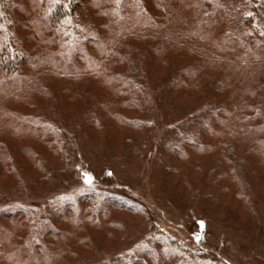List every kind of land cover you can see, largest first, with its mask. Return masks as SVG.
<instances>
[{
  "label": "rangeland",
  "instance_id": "1",
  "mask_svg": "<svg viewBox=\"0 0 264 264\" xmlns=\"http://www.w3.org/2000/svg\"><path fill=\"white\" fill-rule=\"evenodd\" d=\"M224 3L225 19L215 33L221 32L227 38L236 35L240 45L247 43L249 48L262 44L263 31H258L256 37L252 35L257 40H250L247 36L248 26L241 14H237L238 2L225 0ZM143 5L153 11L147 0H143ZM182 7L186 10L185 6ZM31 13L34 15L33 11ZM92 13L88 7L76 11L69 20L68 26L75 31L68 41L76 42L84 34L94 31L88 21ZM8 23L9 20L5 21L4 29L10 33L12 28ZM18 32L19 36L27 34L25 30ZM35 38L26 41L28 50L43 40L42 35ZM146 43V40L134 38L127 43L129 65L124 73L135 84L136 97L141 104L139 111L125 112L130 124H121L114 117L121 111V98L114 95L117 86L108 92L97 81L73 78L71 74V80H75V87L71 89L76 96L70 100H77L72 105L80 106H70L69 114L65 113L60 100L52 95L48 107L38 110L41 122L53 129L54 135H50L61 153L55 158L51 156L49 161H42L39 177L30 179L19 172L17 181L0 182V212L9 209L24 211L29 232L36 235L48 227L53 213L66 204L76 207L91 205L95 211L113 206L106 218L108 222L100 227L92 228L83 222L69 238L53 240L52 243L65 252L55 264H147L150 262L148 256L154 253L165 255L164 264H264V177L254 178L255 171L245 162L249 159L253 167L263 172L261 155L264 147L255 154L251 146L245 161L230 160L233 177H226L228 173L224 165L220 166L225 171V178L219 176L221 173H215L210 161L219 153L222 140L204 135L202 123L214 127L215 115L222 114L224 98L215 92V84H208L213 73L221 70L220 65L204 64L202 71L194 76L196 79L187 80L180 87L181 92L174 96L167 92V88L189 68V61L167 56L165 51L168 49L156 59L147 51ZM54 48L52 46L50 50ZM175 53L180 56L181 51ZM189 53L188 60L199 57L197 53ZM259 56L264 57V49L259 51ZM111 63V70L120 68L116 69ZM237 66L230 68L233 78L241 73L243 78L240 82L234 83L233 80L234 92L244 98L241 91L247 82L250 80L257 85V95L249 96V102L264 118V68L257 73L254 66L249 69ZM57 82L65 83L63 79L47 74L37 85L38 88L45 84L57 86ZM32 92L33 89L26 99L21 95L11 97L5 102L3 111L22 113L33 107L35 97ZM88 92L105 105L106 113L96 116L99 127L91 126V98L84 95ZM187 92L194 95L188 98ZM178 97L180 100L176 101ZM108 100H113V109L112 105L107 106ZM28 112L35 115L37 110ZM2 117L0 140L8 136L11 147L18 150L42 144L37 134L19 131L12 125L6 128V119ZM193 136L198 145L195 144L196 149L185 148L189 162L187 157H169L172 145ZM222 138L227 139L228 135L223 133ZM206 139L211 145L216 143L214 150L202 148L207 145ZM241 152L246 153L245 150ZM192 162L194 168L190 170ZM178 171L182 179L179 187L172 181L175 177L170 178ZM88 180L91 183L86 182ZM114 201H121L126 206L124 209L123 206L115 207ZM27 233V230L12 233L7 247L25 239ZM84 238V243L79 241ZM4 239L2 237L0 243ZM40 246L45 248L42 243Z\"/></svg>",
  "mask_w": 264,
  "mask_h": 264
},
{
  "label": "trees",
  "instance_id": "2",
  "mask_svg": "<svg viewBox=\"0 0 264 264\" xmlns=\"http://www.w3.org/2000/svg\"><path fill=\"white\" fill-rule=\"evenodd\" d=\"M147 1L152 5L153 11H149L143 5V0H0V117L3 115L2 118L6 119L7 123L4 125L6 128L12 125L19 131L37 134L42 142L39 147L34 145L30 146V149L18 150L11 147L8 136L3 139L5 141L0 140L1 184L17 181L19 172L30 179L39 177L43 162L61 153V149L50 135V133L54 135L53 129L41 122L38 110L43 106L48 107V102H52V95L60 100L65 113L69 114L70 106L78 108L80 105H72L77 100H70L72 96H76L71 89L72 86L75 87V80H71L73 78L97 81L108 92L113 86H117L114 95L121 98L119 103L121 111L114 117L121 124H130L125 112L127 110L133 112L136 109L139 111L141 108L140 101L136 97V86L131 77L124 73L129 65L126 54L127 43L131 38L146 40L147 51L153 53L156 59L168 49L165 51L167 56L175 60L180 57L184 61H189V68L171 87L167 88V92L169 91V94L172 92L174 96L187 80L192 82L196 79L204 64L220 65L221 70L213 73L208 84H215V92L217 91L218 96L224 98L220 112L222 114L215 115L214 127L202 123L204 135H213L216 139L222 140L219 153L210 161L215 173H221L219 176L225 178V171L221 168L224 165L228 173L226 177H233L234 172L230 167L232 160L245 161L251 146L254 147L252 150L254 153L264 147V118L257 112L253 103L249 102V96L250 98L251 95L255 96L257 85L254 86L249 80L241 91L244 92L242 93L244 98L239 97L234 92L232 83L233 80L234 83L240 82L243 78L242 73L238 74L237 78H233L234 73L230 70L231 67H238L239 64L246 69L254 66L257 73H261L264 68V57L259 56V51L264 49V42L260 41L262 44L249 48L247 43L242 42L243 45H240L236 35L227 38L220 34L221 32L215 33L225 19L227 12L225 0ZM236 1L237 14H241L243 22L248 26L247 36L250 40H257L254 37L257 36L258 31H263L264 35V0ZM81 7L92 10L93 13L89 15L88 21L94 31L84 34L74 43L68 39L75 29L70 28L68 24ZM30 11H33L34 15ZM6 19L9 20L8 27L12 28L10 33L4 29ZM94 20H97V23ZM19 30H25L27 34L19 36ZM38 34L42 35L43 40H40L34 49L28 50L25 47L26 41L35 40ZM52 46L55 47L53 51L50 50ZM176 51H181L180 56L176 55ZM189 52L197 53L199 57L188 60ZM110 63L116 69L120 68L111 70ZM47 74L53 78L63 79L65 83L57 82V86L45 84L38 88L37 82ZM32 89L35 102L33 107L29 108L37 110L35 115L28 112L29 108L22 113L13 110L3 111L8 99L19 95L26 99ZM191 93L187 92L188 98L194 95ZM84 95L91 98V109H93L91 126L99 127L96 116L102 112L106 113L105 105L92 97L90 92ZM176 99V101L180 100L179 97ZM69 101L71 103H68ZM107 104V106L112 105V109L115 105L113 100H108ZM108 113L111 114V109ZM223 133L228 135L227 139L222 138ZM253 134L255 135L252 136ZM196 140L193 136L177 145H172L169 148V157L186 158L185 148L196 149L198 145ZM205 142L207 145L202 148L214 150L216 143L211 145L207 139ZM243 150L246 151L244 155L241 152ZM261 159L264 160V154L261 155ZM186 160L189 162V157ZM245 162L252 166L250 167L253 172L255 171L254 178L264 177V171L259 172L249 159ZM192 168H194L193 162L188 169ZM178 173L179 171L170 177H175L172 181L177 187L182 180ZM223 188L229 190L226 189L227 187ZM114 202L115 207L123 206L124 209L126 206L121 201ZM112 207L95 211L91 205L82 204L76 207L66 204L53 213L48 227L42 228L36 235L29 232L30 226L24 211L11 209L1 211L0 240L2 237L5 239L0 243V264H55L59 256L65 252L52 241L58 237L69 238L83 222L91 225L92 228L100 227L108 222L106 218ZM24 230L28 232L26 238L7 247L6 243L11 240L10 235ZM47 240L50 242L48 243ZM79 241L84 243L86 238ZM40 243L45 248L40 246ZM148 258L150 262L147 264H164L165 261V255L160 256L157 253Z\"/></svg>",
  "mask_w": 264,
  "mask_h": 264
},
{
  "label": "snow or ice",
  "instance_id": "3",
  "mask_svg": "<svg viewBox=\"0 0 264 264\" xmlns=\"http://www.w3.org/2000/svg\"><path fill=\"white\" fill-rule=\"evenodd\" d=\"M86 182H88V183H91V181H90V180H88V181H86Z\"/></svg>",
  "mask_w": 264,
  "mask_h": 264
}]
</instances>
